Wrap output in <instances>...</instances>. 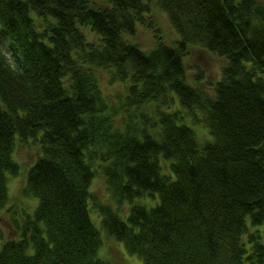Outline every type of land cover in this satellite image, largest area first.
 I'll use <instances>...</instances> for the list:
<instances>
[{
  "label": "trees",
  "instance_id": "trees-1",
  "mask_svg": "<svg viewBox=\"0 0 264 264\" xmlns=\"http://www.w3.org/2000/svg\"><path fill=\"white\" fill-rule=\"evenodd\" d=\"M155 11L177 41L145 52L127 39L156 33ZM192 48L225 60L215 83L189 82ZM99 73L125 85L117 105ZM20 144L38 153L18 216ZM6 209L0 264H112L93 214L143 264H264V3L0 0V221Z\"/></svg>",
  "mask_w": 264,
  "mask_h": 264
},
{
  "label": "rangeland",
  "instance_id": "rangeland-1",
  "mask_svg": "<svg viewBox=\"0 0 264 264\" xmlns=\"http://www.w3.org/2000/svg\"><path fill=\"white\" fill-rule=\"evenodd\" d=\"M264 3V0H259ZM154 20L156 33H153L144 27H138L136 36L133 39L127 40L131 43H135L143 51L148 52L154 48L157 40H160L167 46H173L172 44L177 41V36L172 30L167 17L160 11H155L151 16ZM157 35V36H156ZM187 76L190 83L194 82L197 74H201L204 78L202 85H206L208 82L215 83L221 76V70L226 64L225 60L209 53L201 48H192L185 60ZM100 83L107 98L113 105H117L119 100L123 99L125 95V85H109L108 77L106 73H99ZM209 92H211L209 90ZM37 149L27 148L21 144L17 147L15 152V159L20 164V174L10 178L9 181V202L7 208H14L19 214L32 211V202L28 198L23 196V190L25 188L26 174L30 166L35 161ZM92 193L98 197L101 201L108 202L109 196L107 193L106 185L101 177L94 180L92 186ZM147 205H153L149 202V199L141 201ZM127 207L122 209L125 216L122 217L126 220L129 214ZM93 213V212H92ZM11 215L7 212V209L1 215L0 230L6 235V238L11 239L14 237V232L11 227L10 221ZM97 224V228L100 229L101 235L104 240V248L100 251V257L109 259L112 264H143L142 260L130 256L124 248L122 243H118L115 239L108 236V234L98 226L100 222L97 215L93 214L92 219Z\"/></svg>",
  "mask_w": 264,
  "mask_h": 264
}]
</instances>
